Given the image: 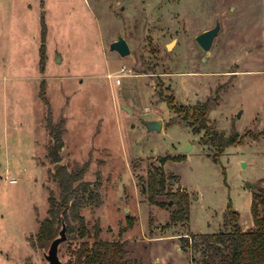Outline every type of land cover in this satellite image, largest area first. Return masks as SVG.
Segmentation results:
<instances>
[{
	"label": "rangeland",
	"instance_id": "obj_1",
	"mask_svg": "<svg viewBox=\"0 0 264 264\" xmlns=\"http://www.w3.org/2000/svg\"><path fill=\"white\" fill-rule=\"evenodd\" d=\"M215 21L220 28L203 50L195 36ZM118 36L126 56L109 49ZM121 66L129 75L116 84ZM168 96L179 106L209 99L208 125L224 137L237 133L235 142L221 151L205 142ZM153 119L161 130L142 123ZM48 120L62 122L60 163L84 167L82 179L99 182L102 200L80 209L85 238L70 212L72 232L60 216L61 262L93 240L98 223L99 238L123 241L132 264H195L202 254L194 242L225 230L229 209L242 229L252 227L251 195L264 186V0H0V264H48L50 243L35 238L49 194L59 196ZM160 164L163 206L141 188ZM177 189L189 198L183 222L169 219L166 191Z\"/></svg>",
	"mask_w": 264,
	"mask_h": 264
},
{
	"label": "trees",
	"instance_id": "obj_2",
	"mask_svg": "<svg viewBox=\"0 0 264 264\" xmlns=\"http://www.w3.org/2000/svg\"><path fill=\"white\" fill-rule=\"evenodd\" d=\"M44 36V35H43ZM42 36V38H43ZM41 54L42 47L40 48ZM42 59V58H41ZM42 62V60H40ZM173 96L167 97L169 107L176 112H183L184 119L196 122L198 129H203L206 135L205 142L210 141L219 146V151L236 140L237 133L224 137L210 128L207 123V111L210 101H196L192 105H175ZM62 122L52 125L48 120L49 134L51 137L47 149V157L54 164V170L50 172L51 178L59 187V196L52 193L48 196L47 215L40 221L36 233V242L40 246L49 244L58 233V222L60 216L66 223L67 233L72 232L70 226L69 212L73 221L77 223L76 231L79 238L89 235L85 219L80 214V209L85 205H99L101 197L97 190L99 182L83 180L84 167L76 170H68L60 163V149L63 147ZM259 134L264 136V125ZM182 156H171L170 159L180 160ZM217 155L213 156V160ZM166 175L162 165L153 166L147 170L145 181H142V192L147 195L148 201L159 206L165 202L158 201L156 196L163 193ZM145 187V189H144ZM168 201L171 200L174 208L170 210L169 219L172 222H183L189 218V198L185 190L166 191ZM264 186L258 188L251 195L250 213L252 227L242 229L238 222V212L228 210V227L212 233H202L195 246L202 254L195 264H264ZM132 224L128 220L127 227ZM100 228L98 223L93 226V240L83 239L79 241L70 256L61 264H132V261L123 257L124 242L120 240H104L99 238ZM187 242V238H184ZM144 264V263H141Z\"/></svg>",
	"mask_w": 264,
	"mask_h": 264
},
{
	"label": "water",
	"instance_id": "obj_3",
	"mask_svg": "<svg viewBox=\"0 0 264 264\" xmlns=\"http://www.w3.org/2000/svg\"><path fill=\"white\" fill-rule=\"evenodd\" d=\"M220 28L219 21H215L214 26L211 28H208L199 34L195 36L196 42L199 44V46L203 50H209L211 47L212 41L218 32ZM170 45H168L169 47ZM109 49L112 51H116L120 56H126L130 52V48L128 46V43L122 36H118L116 40L112 41L109 44ZM127 108V107H125ZM129 109V108H127ZM240 112H238L237 115H239ZM142 123L146 127L147 130H161L162 128V122L159 119H153V120H143ZM246 162L242 161V165H245ZM247 186H255L254 183L246 182ZM65 239V224L62 222L61 228L58 231L56 237H54L47 249V251L44 253V258L47 261L48 264H61V260L58 256V246L61 241Z\"/></svg>",
	"mask_w": 264,
	"mask_h": 264
},
{
	"label": "built area",
	"instance_id": "obj_4",
	"mask_svg": "<svg viewBox=\"0 0 264 264\" xmlns=\"http://www.w3.org/2000/svg\"><path fill=\"white\" fill-rule=\"evenodd\" d=\"M129 71H130V69L126 68L125 66H121L118 74L115 76L114 82L116 84L120 83V77H122L124 75H129ZM10 181L13 182L14 179H10Z\"/></svg>",
	"mask_w": 264,
	"mask_h": 264
},
{
	"label": "crops",
	"instance_id": "obj_5",
	"mask_svg": "<svg viewBox=\"0 0 264 264\" xmlns=\"http://www.w3.org/2000/svg\"><path fill=\"white\" fill-rule=\"evenodd\" d=\"M163 126V125H162Z\"/></svg>",
	"mask_w": 264,
	"mask_h": 264
}]
</instances>
